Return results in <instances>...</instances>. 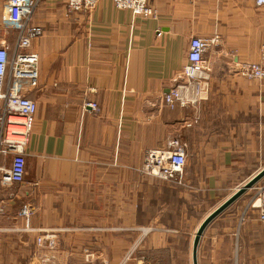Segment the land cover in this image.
I'll use <instances>...</instances> for the list:
<instances>
[{
  "label": "crops",
  "instance_id": "crops-1",
  "mask_svg": "<svg viewBox=\"0 0 264 264\" xmlns=\"http://www.w3.org/2000/svg\"><path fill=\"white\" fill-rule=\"evenodd\" d=\"M149 2L157 18L118 9L112 0H100L90 14H68L66 0H38L31 25L43 33L28 50L40 58L39 84L20 81L38 109L24 182L5 183L0 172V264H39L36 237L43 235L55 242V264H193L190 253L154 254L165 247L163 234L142 236L149 226L163 230L164 184L140 171L146 152L182 137L186 167L215 168L207 181L217 185L229 176L223 169L253 166L255 152L264 150V80L239 72L244 63L264 62V5ZM7 3L0 0V47L12 57L17 31ZM215 35L217 44L204 53L209 98L195 108L165 106L163 94L181 78L190 39ZM26 201L35 209L34 232L22 231ZM216 225L205 236L210 264H264V222L248 216ZM136 246L149 254H129Z\"/></svg>",
  "mask_w": 264,
  "mask_h": 264
},
{
  "label": "built area",
  "instance_id": "built-area-1",
  "mask_svg": "<svg viewBox=\"0 0 264 264\" xmlns=\"http://www.w3.org/2000/svg\"><path fill=\"white\" fill-rule=\"evenodd\" d=\"M100 0H66L68 13H92ZM116 8L130 10L143 18H157L158 11L149 0H113ZM38 0H8L6 18L15 26L17 38L14 53L0 47V172L2 181L9 184H22L26 174V148L31 140L35 124L37 103L21 91V80L28 81L30 87L39 84V55L28 49L32 41L41 36L43 29L31 25V17ZM258 6L264 0H256ZM219 38L192 37L189 42L187 63L180 80L163 94L165 106L174 108L197 107L207 100L211 88L208 82V68L204 53L216 45ZM264 54V43L262 46ZM240 74L253 80H264V62L244 63L239 68ZM89 107L100 113L96 102L89 101ZM187 145L179 136L169 138L163 147L152 148L146 152L140 171L175 185H184L187 165ZM10 158L9 166L5 158ZM255 196L249 207L257 210L259 220L264 222V182L256 185ZM35 209L30 201L23 203L20 216L26 222V228L33 230L29 224ZM47 242V243H46ZM37 244L47 249H54L55 242L49 235L37 237ZM51 256H43L42 264H50Z\"/></svg>",
  "mask_w": 264,
  "mask_h": 264
},
{
  "label": "rangeland",
  "instance_id": "rangeland-1",
  "mask_svg": "<svg viewBox=\"0 0 264 264\" xmlns=\"http://www.w3.org/2000/svg\"><path fill=\"white\" fill-rule=\"evenodd\" d=\"M257 138L258 136H256V140ZM254 158L255 160L253 166H243V167L223 169V171L227 172L229 176L224 182L218 183L217 185L216 183H208L207 181L208 175H210V173L215 171V168L186 167L185 176H184L185 179L184 185H175L163 180L162 183L164 185H162V188L160 190L161 191L160 203H162L164 207L163 209L160 208V211H162V218L161 217L159 218L160 222L158 224V227L162 228L163 230L161 229L158 230L156 226L155 227L149 226L141 231V233L143 234L142 235L143 238L151 237V235L153 234H158V235L163 234L162 237L164 242L166 243L165 247L159 249L157 253L154 254L185 255L190 253V255H192L194 235L197 231V228L203 221V219L209 213H211L217 206H219L225 199L231 196L237 190L238 187H241L253 175H255L258 171H260L264 167V150L256 151ZM192 174H196L198 179L196 178L195 180H193L192 178H190V175ZM261 181L262 180H260V182ZM17 190H18V186H14V191ZM171 191H174L175 193L174 201H173L174 203L168 197V195L170 196ZM256 191L257 189H253V188L248 190L237 201H235L221 216H219L216 220H214L213 224H211L208 227V229L204 233L205 235H203L200 242H202V240L204 241L198 247V256L201 257L202 264L211 263L210 248L212 246H210L207 243V239L205 236L209 234H213V232L217 228L216 224H218L219 222L242 223L245 221V219L248 216H251L253 218L255 217L258 219L259 217L258 211L249 207V202L255 196ZM22 205L23 203L21 204V207ZM34 215L35 214H33L32 217ZM19 217L22 219L24 224L22 231L25 232L35 231V230L25 229L26 222L24 218L20 216V211H19ZM31 220L29 224L30 227H31ZM36 246H37L36 253L39 254V258H40L39 264H42L43 256L52 257L53 254H55L54 249L51 250L48 249L45 251L41 250V246L37 244V237H36ZM128 253L132 255L136 254L142 257H145L147 256V254H149L146 252L145 246L141 248L137 246L133 247ZM224 254H226V251L220 250V257H222ZM18 264H21V262ZM50 264H55V263L52 260Z\"/></svg>",
  "mask_w": 264,
  "mask_h": 264
},
{
  "label": "water",
  "instance_id": "water-1",
  "mask_svg": "<svg viewBox=\"0 0 264 264\" xmlns=\"http://www.w3.org/2000/svg\"><path fill=\"white\" fill-rule=\"evenodd\" d=\"M264 178V167L253 175L247 182H245L241 187H238L237 190L229 196L224 202H222L218 207H216L199 225L193 240V264H198L197 254L198 247L201 241V238L208 227V225L216 219L220 214H222L227 208H229L235 201H237L242 195H244L248 190L254 188L260 180Z\"/></svg>",
  "mask_w": 264,
  "mask_h": 264
}]
</instances>
